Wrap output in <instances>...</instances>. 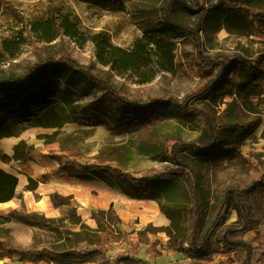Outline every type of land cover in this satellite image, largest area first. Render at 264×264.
Segmentation results:
<instances>
[{
  "label": "rangeland",
  "instance_id": "rangeland-1",
  "mask_svg": "<svg viewBox=\"0 0 264 264\" xmlns=\"http://www.w3.org/2000/svg\"><path fill=\"white\" fill-rule=\"evenodd\" d=\"M2 1L0 49H3L2 44H6L9 52L1 59L0 80L23 78L29 74L32 66L44 63L46 58L50 57L57 62L62 55H66L78 66L94 67L95 75L104 84L79 82L78 86L66 88L65 78L74 72L65 65L52 67L51 81L47 84L50 88L58 87L61 92L64 91L63 96L59 94L60 99L72 98L75 114L70 115L69 119H75V123L64 129L57 128V131L43 127L30 130V139L20 140L26 142L30 154L25 161L4 158L3 155L13 157L18 143L13 150L5 152L7 147L0 140V169L14 171L19 177L15 197L0 204V218L5 222L0 225V238L24 250L37 244L61 248L68 245L66 232L80 230L76 223L78 219L91 228H97L93 214L106 212L113 206L123 222L120 228L125 238L118 244L108 245L107 253L111 259L128 254L149 264H200L165 247L156 248L160 250L158 255L149 251L155 241L168 240L164 232L158 231V228L170 225L169 219L160 211L159 200L167 202L164 193H156L157 198L154 199L135 198L129 196L117 181L113 186L91 173L79 174L73 167L63 166L59 149L47 147L45 136L55 133L58 138L71 136L66 143L73 151L68 152L72 166L74 163L85 166L100 164L143 177L151 171H163L171 166L165 151L170 150L173 142L182 141L197 146L210 143L205 121L208 118L214 127L221 128L224 140L233 144L229 148H235L241 158L218 165L198 160L189 153L186 159L196 166L202 177L204 200L209 213L219 204L221 192L225 189L233 190L221 217L216 221L218 231L239 230V233L233 235L236 236L234 238L257 247V233L264 234V205H258L252 201V197H247L253 215L248 228L242 230L233 199L237 194L245 196V191L264 176V85L258 84L247 91L245 101L240 97L221 95H216L213 101L196 100L190 103L187 99L215 80L221 70L220 66L203 68L200 54L209 59L223 56L252 60L264 54V21L259 23L252 18L249 22L239 13L228 11L225 9L228 0ZM249 1L254 8H264V0ZM168 4L176 23L198 31L200 47H197L188 32L173 29L158 31L163 34H156V40L175 45V65L172 71H164L154 63L155 78L146 84L139 83L140 79L133 73H119L101 65L96 46L90 41L83 43L61 34L53 42H47L41 31L34 30L36 24L52 21L54 33H57L55 22L69 19L77 26L80 34L89 37L106 33L111 44L132 51L140 40L152 35L151 27L166 24L164 12ZM245 81H250V77L246 76ZM108 87L128 102L141 107L153 99L168 104L149 125L126 127L117 124L115 120L120 101L110 97ZM31 123L36 124L34 121ZM257 124H260L258 129L250 134L235 131L237 126L248 127L250 131ZM36 140L43 141L42 150H39L36 143H30ZM33 155L44 157L35 159L41 161V164L51 166L49 160H54L59 166L51 172L40 174L39 178L30 177L17 166L19 162L33 161ZM117 158L124 161L129 159L127 168L119 166L115 161ZM244 158L252 163L246 162ZM173 183L178 190L186 188L192 191V178L187 174L175 176ZM190 208L187 200L183 210ZM12 211L36 213L53 223L31 225L14 217ZM210 221L208 217L206 225ZM142 233L150 239L147 246H139L137 242ZM212 247L215 249L211 259L202 264H219L227 258L229 253L223 245L213 240ZM258 258V254H255L254 264H258ZM120 263L123 262L117 264ZM0 264L35 263H24L15 257L1 260Z\"/></svg>",
  "mask_w": 264,
  "mask_h": 264
},
{
  "label": "trees",
  "instance_id": "trees-1",
  "mask_svg": "<svg viewBox=\"0 0 264 264\" xmlns=\"http://www.w3.org/2000/svg\"><path fill=\"white\" fill-rule=\"evenodd\" d=\"M226 8L230 12H237L247 21L257 20L259 23L264 21V8H254L249 0H228ZM164 12L165 25H155L151 27L152 35L140 40L132 51L124 50L111 44L106 33H97L92 36H84L79 33L77 26L69 19L55 22L57 33H54L53 22L44 21L35 25L36 32L41 31L47 42H53L58 35H65L81 42H91L96 46L97 58L101 65L111 67L119 73L130 72L138 77L139 83L146 84L155 78L153 64L156 63L164 71H172L175 65V45L168 44L162 40H156V34L161 30L185 31L195 40L197 47H200V37L198 31L190 30L187 27L176 23L171 16V7ZM3 1L0 0V11ZM256 12L252 17V14ZM253 23V22H252ZM41 33V34H42ZM0 49V63L5 53L9 52L6 44H2ZM200 64L205 69H212L220 66L221 70L215 80L211 81L206 87L193 94L187 102L193 103L196 100H214L216 95L227 96L229 98H246L247 91H251L256 85H264V54L258 59H247L243 57L226 58L217 56L214 59L204 58L200 54ZM65 65L74 73L65 78L66 88L78 86V83H103L94 73L92 66H78L76 63L62 55L59 61L46 58L44 63H37L31 67L29 74L16 80H0V140L9 137H20L23 131L34 127L43 128H62L67 123H75V119H69L74 115L72 98L60 99L58 87L50 88L47 82L51 81L52 67ZM249 76L250 81H245ZM76 79L75 81H72ZM109 95L114 100L120 101L115 120L117 124L127 126H147L151 120L166 108L167 102L160 99H153L145 106L134 105L119 96L111 87H108ZM67 92L65 91L64 94ZM63 96V95H62ZM65 96V95H64ZM245 101V100H244ZM32 121L36 124L32 125ZM207 133L210 143L197 146L193 143L173 142L169 151H165L167 161L171 164L165 170H154L143 177H136L127 172H122L118 168H111L104 165L85 166L74 163L73 166L68 160V152L72 153L66 138H58L57 134L45 136L47 147H57L60 151L61 161L65 167H73L79 174L91 173L105 182L115 186L116 183L124 188L125 192L135 198H157L156 193H164L167 202L159 200L161 212L169 219L170 225L165 228H158L168 236L166 243L161 240L154 242L149 250L159 254L157 247L180 253L197 263H205L211 259L214 252L212 241L228 251V256L219 264H254L255 254H258V264H264V234L257 233V247L252 246L244 240L234 238L239 230L218 231L216 221L221 217L223 207H226L231 197L232 189H225L219 195V204L211 213L206 207L202 189V177L193 163L186 159L187 154L195 155L198 160L210 164H221L230 159L241 158L239 152L234 148H229L233 144L224 140L221 128L214 127L208 118H205ZM257 124L249 131L248 127H236L237 133L244 131L247 134L253 133L258 129ZM12 158L3 155L6 159L14 161H25L29 158V151L25 141H20L14 148ZM1 160V159H0ZM122 159L115 161L124 168L128 162ZM248 163L252 161L244 158ZM187 174L192 178V191L184 188L178 190L173 183L177 175ZM115 181V184L114 182ZM117 181V182H116ZM19 179L13 174L0 169V204L12 200L16 195ZM252 197V201L258 205H264V176L245 191V196L237 194L234 203L239 213L240 226L246 230L251 223L253 208L247 197ZM190 203L189 210H183L186 201ZM11 214L31 225H50L52 220L36 213L24 214L19 211H12ZM211 221L206 225L207 218ZM97 222V228H91L80 219L77 224L80 226L78 232H66L65 239L68 245L61 248L52 245H34L29 249H20L11 245L8 241L0 238V261L11 258H18L24 263H56V264H117L125 262L127 264H149L137 257L128 254L118 255L111 259L107 253L109 244H118L125 238V233L121 230L122 220L117 216L113 206L106 212L93 214ZM5 222L0 218V225ZM138 244L149 245L150 239L140 234Z\"/></svg>",
  "mask_w": 264,
  "mask_h": 264
},
{
  "label": "crops",
  "instance_id": "crops-1",
  "mask_svg": "<svg viewBox=\"0 0 264 264\" xmlns=\"http://www.w3.org/2000/svg\"><path fill=\"white\" fill-rule=\"evenodd\" d=\"M73 123H67L66 125H64V127H66L67 125H71ZM64 127H62L64 129ZM34 128H37V127H34ZM62 128H59V129H62ZM33 128H29V129H26L25 131L22 132V134L20 135V137H9V138H4V139H1L2 140V145H4V147H7V150H5V152H10L11 150H13L14 146L19 143V141L21 139H25V140H29L30 137H31V132L30 130H32ZM54 131H57L56 129L57 128H53ZM43 141H40V140H36L34 142H31L32 145L33 144H37V146L39 147V150H42V143ZM31 145V144H30ZM32 147V146H31ZM56 151V150H55ZM42 152V151H41ZM60 155V154H59ZM46 158L48 159H52V158H49L47 156H45ZM34 158V160H33ZM35 159H44V157H34V155L32 156V159L33 161H27V162H19L18 163V169L25 172L26 174H28L30 177H35V178H39V175L40 174H43L45 173L46 171L47 172H51L52 170H55L57 169V166H59V164L54 161V160H49L51 162V166L49 165H46V164H41L39 160H35ZM59 160V159H58ZM52 168V169H51ZM7 173H10V174H13L15 175L16 177H18V175L14 172V171H6ZM19 179V177H18ZM110 206V204H109ZM161 211V210H160ZM165 223V221H164ZM168 241V240H167ZM167 241H162L164 243H166Z\"/></svg>",
  "mask_w": 264,
  "mask_h": 264
},
{
  "label": "built area",
  "instance_id": "built-area-1",
  "mask_svg": "<svg viewBox=\"0 0 264 264\" xmlns=\"http://www.w3.org/2000/svg\"><path fill=\"white\" fill-rule=\"evenodd\" d=\"M120 264H126V263L123 262V263H120Z\"/></svg>",
  "mask_w": 264,
  "mask_h": 264
}]
</instances>
